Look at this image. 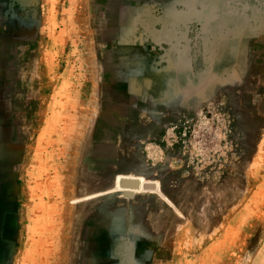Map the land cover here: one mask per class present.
<instances>
[{
    "label": "rangeland",
    "instance_id": "rangeland-1",
    "mask_svg": "<svg viewBox=\"0 0 264 264\" xmlns=\"http://www.w3.org/2000/svg\"><path fill=\"white\" fill-rule=\"evenodd\" d=\"M0 264H264V0H0Z\"/></svg>",
    "mask_w": 264,
    "mask_h": 264
},
{
    "label": "bare ground",
    "instance_id": "bare-ground-1",
    "mask_svg": "<svg viewBox=\"0 0 264 264\" xmlns=\"http://www.w3.org/2000/svg\"><path fill=\"white\" fill-rule=\"evenodd\" d=\"M125 177H129V178H133V179H137V180H139V185H138V187H137V189L136 188H133V187H125V188H121V186H120V183H121V180L123 179V178H125ZM116 182L118 183L117 185H118V187L119 188H121V189H124V190H126V191H137V190H143V187L146 185V182H145V180H143L142 178H139V177H136V176H134V175H119V176H117V180H116ZM117 187V186H116ZM123 187V186H122Z\"/></svg>",
    "mask_w": 264,
    "mask_h": 264
},
{
    "label": "water",
    "instance_id": "water-1",
    "mask_svg": "<svg viewBox=\"0 0 264 264\" xmlns=\"http://www.w3.org/2000/svg\"><path fill=\"white\" fill-rule=\"evenodd\" d=\"M121 185L123 187H133L136 188L139 185L138 180L136 179H129V178H125L121 181Z\"/></svg>",
    "mask_w": 264,
    "mask_h": 264
}]
</instances>
